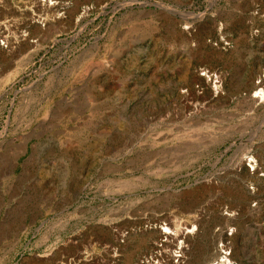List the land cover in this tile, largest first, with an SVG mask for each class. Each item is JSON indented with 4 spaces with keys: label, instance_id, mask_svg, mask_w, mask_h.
I'll return each instance as SVG.
<instances>
[{
    "label": "rangeland",
    "instance_id": "obj_1",
    "mask_svg": "<svg viewBox=\"0 0 264 264\" xmlns=\"http://www.w3.org/2000/svg\"><path fill=\"white\" fill-rule=\"evenodd\" d=\"M57 2L0 0V264H264V0Z\"/></svg>",
    "mask_w": 264,
    "mask_h": 264
},
{
    "label": "bare ground",
    "instance_id": "obj_2",
    "mask_svg": "<svg viewBox=\"0 0 264 264\" xmlns=\"http://www.w3.org/2000/svg\"><path fill=\"white\" fill-rule=\"evenodd\" d=\"M40 1H42L43 3L44 2H49L50 4H53L55 1H53V0H40ZM57 2V1H56ZM132 2V1H131ZM160 6H162V5H160ZM176 11H178L179 12V10H176ZM182 13H187V16L188 15H195V16H198V14H196L195 12H193V11H187V12H182ZM189 16V17H190ZM56 17V14H53V18H55ZM2 23H4V22H0V26L2 25ZM4 25V24H3ZM28 35H29V33L25 30V31H23V33L20 35V36H22L24 39L25 38H27L28 37ZM0 40H1V38H0ZM7 46L9 47V45H10V43H11V41H10V39L8 38L7 39ZM2 43H6V41L5 42H3L2 41ZM205 74V73H204ZM260 87V86H259ZM256 88H257V86H256ZM254 96H260L261 98H264V91L262 90V89H260L259 91H257L256 92V94L254 95ZM251 161V160H250ZM251 163V162H250ZM254 163V162H253ZM240 165H242V163H240ZM170 223V222H169ZM182 225H184L183 223H181ZM164 227V228H163ZM163 227H160V232H162V233H164V234H167V233H169L170 231H169V229H168V227H165V226H163ZM188 227V225L186 224L185 225V227H183L182 226V228L181 229H176V232H174V235H171V237L173 238V240H176V239H184V238H186V235H187V233L188 232H190L191 230L190 229H188L187 228ZM160 241L157 243V246H160ZM163 245V244H162ZM184 250L186 251V249L184 248ZM221 252L223 253V255H220L221 257H220V259H218L214 264H231V259H230V257H228V254H229V252L227 251V250H225V249H223L222 248V250H221ZM159 253V250H157L156 251V254H158ZM153 254V253H152ZM154 259V258H153ZM151 260V257L149 258V259H146V260H144V261H142V262H139L138 264H146L147 262H149Z\"/></svg>",
    "mask_w": 264,
    "mask_h": 264
},
{
    "label": "built area",
    "instance_id": "obj_3",
    "mask_svg": "<svg viewBox=\"0 0 264 264\" xmlns=\"http://www.w3.org/2000/svg\"><path fill=\"white\" fill-rule=\"evenodd\" d=\"M53 1H55L53 4H50L49 2H42V1H40V0H34V2L37 4V6H41V7H43V8H48V7H52V6H54V5H56L58 2H56L57 0H53ZM44 13H42L41 14V16L40 15H37L36 17V20H38L42 25H45V23H46V18H47V15H48V13L45 15V16H42ZM1 22H4V23H2V25L0 26V38H1V40H0V46L1 47H8L7 46V39L9 38V35L6 33L7 31H8V27L10 26V23H9V20H7V19H5L4 21H1ZM4 24V25H3ZM4 30V32H3V30ZM2 41L3 42H5L6 41V43H2ZM161 246V245H160ZM159 246V247H160ZM222 247L221 248H224V246L223 245H221ZM180 249V248H179ZM158 250H159V253L158 254H156V252H154L153 254H151L150 256H148V257H146V258H144L142 261H144V260H146V259H149L150 257H151V260L149 261V262H147L146 264H151V263H157V262H159V260L161 259V250L158 248ZM181 255H182V253H181V251L180 250H178V251H175L174 253H173V256L176 258V259H179L180 257H181ZM154 258V259H153ZM141 261V262H142Z\"/></svg>",
    "mask_w": 264,
    "mask_h": 264
},
{
    "label": "water",
    "instance_id": "obj_4",
    "mask_svg": "<svg viewBox=\"0 0 264 264\" xmlns=\"http://www.w3.org/2000/svg\"><path fill=\"white\" fill-rule=\"evenodd\" d=\"M154 5L160 6V5H162V3H154ZM196 183H197V182H196ZM194 184H195V183H194ZM188 187H189V186L184 187L183 190H184V189H187Z\"/></svg>",
    "mask_w": 264,
    "mask_h": 264
}]
</instances>
